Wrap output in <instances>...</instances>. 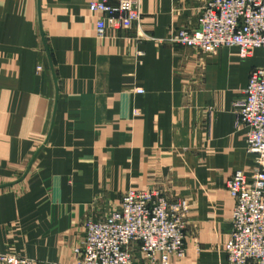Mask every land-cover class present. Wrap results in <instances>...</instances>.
Wrapping results in <instances>:
<instances>
[{"label":"crops","instance_id":"crops-1","mask_svg":"<svg viewBox=\"0 0 264 264\" xmlns=\"http://www.w3.org/2000/svg\"><path fill=\"white\" fill-rule=\"evenodd\" d=\"M202 5L141 0L137 26L99 37L87 0H0V254L74 264L85 220L157 188L188 204L170 264H227L226 183L256 167L236 104L264 54L168 42Z\"/></svg>","mask_w":264,"mask_h":264},{"label":"built area","instance_id":"built-area-1","mask_svg":"<svg viewBox=\"0 0 264 264\" xmlns=\"http://www.w3.org/2000/svg\"><path fill=\"white\" fill-rule=\"evenodd\" d=\"M202 1L195 27L171 29L168 42L204 56L224 47L236 48L241 59L255 50L264 54V0ZM87 2L91 13L101 15L99 37L107 28L121 31L140 23L141 0ZM235 114L256 167L250 175L235 171L226 183L234 205L223 249L227 264H264V66L250 72ZM187 213L183 198L170 200L157 188L128 190L105 219L85 220L84 235L72 251L74 264H170L173 257L184 256ZM0 264L34 263L0 254Z\"/></svg>","mask_w":264,"mask_h":264}]
</instances>
